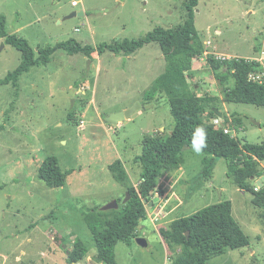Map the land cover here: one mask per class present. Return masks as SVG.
Masks as SVG:
<instances>
[{
    "label": "rangeland",
    "instance_id": "1",
    "mask_svg": "<svg viewBox=\"0 0 264 264\" xmlns=\"http://www.w3.org/2000/svg\"><path fill=\"white\" fill-rule=\"evenodd\" d=\"M184 1L0 0V14L6 17V30L37 52L68 40L97 46L139 39L156 27L174 28L185 18ZM80 11L83 17L68 18ZM195 28L199 38L210 40L218 52L264 61V0H200ZM20 59V51L0 39V79L15 70ZM164 70L156 43L129 57L106 51L89 59L58 50L46 66L22 75L17 86L0 87V264H68V252L80 239L88 254L79 264H95V244L81 211L111 201L119 208L128 184L122 186L108 166L120 160L129 185L137 188L141 169L136 159L144 137L171 133L173 120L164 95L151 101L143 98ZM190 84L196 90L207 84L209 93L218 96L223 90L207 72L190 79ZM136 104L138 116L126 123L104 122L105 116ZM227 111L243 122L237 139L264 143V108L231 103L223 109ZM51 156L69 173L59 189H49L38 180V167ZM181 156V169L163 174L158 186L162 195L154 194L146 206L149 222H144L140 237L146 239L147 248L119 243L116 263L170 264L160 229L208 205L229 201L250 246L207 264H264V207L254 205L252 195L237 189L226 176L225 160L217 161L205 181L199 176L201 151L186 147ZM260 166L263 175L251 185L261 191L264 162ZM42 250L54 256L42 259Z\"/></svg>",
    "mask_w": 264,
    "mask_h": 264
},
{
    "label": "trees",
    "instance_id": "2",
    "mask_svg": "<svg viewBox=\"0 0 264 264\" xmlns=\"http://www.w3.org/2000/svg\"><path fill=\"white\" fill-rule=\"evenodd\" d=\"M199 2L184 1L185 18L182 24L170 29L156 27L139 39H124L97 46L68 40L39 48L37 52L25 39L6 30V17L0 14V39L21 53L18 67L0 79V87L17 86L22 75L31 68L46 66L58 50L68 56L81 54L89 59L94 55L101 56L106 51L129 57L145 46L156 43L162 53L165 70L144 92L143 98L151 101L159 94L164 95L173 120L172 132L144 137L141 155L136 159L141 169L137 188L129 185V176L120 160L108 166L122 186L128 184L126 192L130 198L125 204L121 203L117 210L82 209L83 219L96 248L92 258L95 264H117L116 245L122 243L130 247L140 237L139 227L147 220V204L154 199V194L162 195L158 189L160 179L164 173L182 167V152L186 147H194L199 140L198 128H203L206 134L199 176L208 181L217 161L223 159L227 162L226 176L232 179L236 188L251 194L254 205L264 207V189L255 191L251 185L252 180L263 175L260 163L264 162V143L252 144L224 133V129L239 132L243 122L237 114L227 117L223 113V128L212 124L213 119L219 118L222 103L264 108V84L249 80L250 75L264 71V61L244 58L221 60L216 55H208V68L194 70L193 61L204 55V46L195 28ZM204 72H211L223 89L222 99L217 95L199 96L196 86H191L190 79ZM68 174L60 169L57 158L52 156L38 167V180L49 189L62 188ZM159 236L170 251V264H207L229 251L250 246L249 237L232 216V204L229 201L208 205L188 217L176 219L168 227L161 228ZM87 254L85 244L81 239L76 240L68 252L67 262L79 264Z\"/></svg>",
    "mask_w": 264,
    "mask_h": 264
},
{
    "label": "crops",
    "instance_id": "3",
    "mask_svg": "<svg viewBox=\"0 0 264 264\" xmlns=\"http://www.w3.org/2000/svg\"><path fill=\"white\" fill-rule=\"evenodd\" d=\"M220 33V32H219ZM202 41V43L204 42V55L200 58V59H198V60H194L193 61V63H192V67H193V69L194 70H200L202 67H204V69L203 70H206L207 68H208V66H207V63H206V57L207 56H205V55H207V54H209V53H211L210 55H216V56H223V57H226V58H244V59H249V60H253L252 58H250V57H240V56H230V55H226L225 53H222V52H218L217 51V49H216V47H212L213 45H212V43H211V41L210 40H207L206 38H205V40L203 41V40H201ZM200 62V64L202 65V66H198V65H196L195 63H199ZM209 75H212V73L210 72L209 73ZM213 79H214V77H213ZM215 80V79H214ZM216 81V80H215ZM217 82V81H216ZM208 87H209V85H204V86H202V87H200L198 90H197V93L199 94V96H205V95H209V96H212L213 94H210L209 93V89H208ZM218 96V95H217ZM219 98H223V96H222V94L221 95H219L218 96ZM226 104H231V103H222L221 104V106L219 107V113H221L222 114V116H223V113H225V112H223V109H225V106H226ZM226 115H227V117H230V112H226L225 113ZM232 114H235V113H232ZM138 116V115H137ZM221 116V117H222ZM214 120H217L218 121V127L217 128H223V122H222V120H221V118H218V119H213L212 120V124H213V122H214ZM128 121V120H127ZM216 127V126H215ZM171 132H172V130H171ZM240 132H243V127H241V129H239V132H238V136H239V133ZM236 134H237V132H235ZM126 168V167H125ZM181 169V168H180ZM126 171H127V169H126ZM145 222H149V219H147ZM38 226L39 225H36V227L38 228ZM142 226V227H141ZM141 226H140V230H141V233H140V236H142V237H144V232H145V226H144V222L141 224ZM32 242V241H31ZM62 248H65V247H63L62 246ZM51 254H53L52 252H51ZM51 254H49V252H46V251H44V250H42L41 251V253H40V255H41V257H42V259H45V257L46 258H48V257H50L51 256ZM255 254V251H251V255L253 256ZM52 256H54V254L52 255ZM94 256V255H93Z\"/></svg>",
    "mask_w": 264,
    "mask_h": 264
},
{
    "label": "water",
    "instance_id": "4",
    "mask_svg": "<svg viewBox=\"0 0 264 264\" xmlns=\"http://www.w3.org/2000/svg\"><path fill=\"white\" fill-rule=\"evenodd\" d=\"M84 16V12L80 11V12H74L72 13L68 18H72V17H83ZM140 108L139 104H136L135 107L127 110V111H120L114 114H110L104 117V122L106 124H109L111 126H116L120 123H126L127 120H129L130 118H134L136 117L138 114L136 113V110ZM222 114L218 113V117L221 118ZM130 196L129 193L126 192L125 193V198L124 200L121 202L122 204H125L128 200H129ZM155 201H157V199H155ZM118 208V204L116 201H111L110 203H108L107 205L103 206L101 208V211H108V210H115ZM186 235L188 236V233H186ZM135 243L142 247V248H147V241L145 238L139 237L135 239Z\"/></svg>",
    "mask_w": 264,
    "mask_h": 264
},
{
    "label": "built area",
    "instance_id": "5",
    "mask_svg": "<svg viewBox=\"0 0 264 264\" xmlns=\"http://www.w3.org/2000/svg\"><path fill=\"white\" fill-rule=\"evenodd\" d=\"M77 5H78V2H76V1L72 2V6L73 7H77ZM217 58H219L221 60L229 59V58H226V57H223V56H217ZM249 80H251L253 82H257L258 84H264V71H261L259 73H255V74L250 75ZM213 124H214V126L218 127L217 126L218 125V121L217 120H214ZM224 133L231 134L232 137H237V134L234 131H230V130L224 129ZM254 190L258 191L257 188H255Z\"/></svg>",
    "mask_w": 264,
    "mask_h": 264
},
{
    "label": "clouds",
    "instance_id": "6",
    "mask_svg": "<svg viewBox=\"0 0 264 264\" xmlns=\"http://www.w3.org/2000/svg\"><path fill=\"white\" fill-rule=\"evenodd\" d=\"M197 136L199 137V140H197L194 144V151L196 153H200V151L206 147V134L203 128H198L197 129Z\"/></svg>",
    "mask_w": 264,
    "mask_h": 264
}]
</instances>
